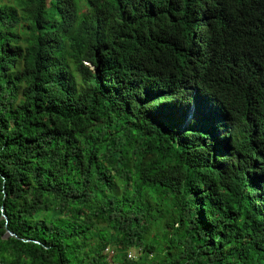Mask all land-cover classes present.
<instances>
[{
	"label": "trees",
	"instance_id": "1",
	"mask_svg": "<svg viewBox=\"0 0 264 264\" xmlns=\"http://www.w3.org/2000/svg\"><path fill=\"white\" fill-rule=\"evenodd\" d=\"M0 264H264V0H0Z\"/></svg>",
	"mask_w": 264,
	"mask_h": 264
},
{
	"label": "rangeland",
	"instance_id": "2",
	"mask_svg": "<svg viewBox=\"0 0 264 264\" xmlns=\"http://www.w3.org/2000/svg\"><path fill=\"white\" fill-rule=\"evenodd\" d=\"M131 255V256H130ZM130 257L132 258V259H134L136 256H137V253L135 252V251H131L130 252Z\"/></svg>",
	"mask_w": 264,
	"mask_h": 264
},
{
	"label": "water",
	"instance_id": "3",
	"mask_svg": "<svg viewBox=\"0 0 264 264\" xmlns=\"http://www.w3.org/2000/svg\"><path fill=\"white\" fill-rule=\"evenodd\" d=\"M10 235H12V234H11L10 232H7V236H10ZM7 236H6V237H7Z\"/></svg>",
	"mask_w": 264,
	"mask_h": 264
},
{
	"label": "bare ground",
	"instance_id": "4",
	"mask_svg": "<svg viewBox=\"0 0 264 264\" xmlns=\"http://www.w3.org/2000/svg\"><path fill=\"white\" fill-rule=\"evenodd\" d=\"M129 255H130V254H129ZM130 256H131V255H130ZM130 256H129V258H131Z\"/></svg>",
	"mask_w": 264,
	"mask_h": 264
}]
</instances>
